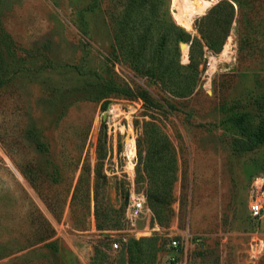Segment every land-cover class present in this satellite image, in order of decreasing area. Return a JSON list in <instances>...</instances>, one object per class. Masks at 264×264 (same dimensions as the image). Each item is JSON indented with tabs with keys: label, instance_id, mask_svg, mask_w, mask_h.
Wrapping results in <instances>:
<instances>
[{
	"label": "rangeland",
	"instance_id": "rangeland-1",
	"mask_svg": "<svg viewBox=\"0 0 264 264\" xmlns=\"http://www.w3.org/2000/svg\"><path fill=\"white\" fill-rule=\"evenodd\" d=\"M206 1L186 29L171 0H157L154 32L173 21L198 36L195 22L217 2ZM148 8L139 0H0V37L13 42L0 41V72L10 76L0 83V264H164L177 254L190 264H264V212L248 215L246 197L250 178L264 171V143L231 146L264 118L253 106L264 92V0L235 4L221 50L203 53L188 94L181 71L165 85L139 73L150 52L140 56L130 39ZM179 49L184 65L189 44ZM173 54L162 52L160 67ZM94 74L147 89L162 110L117 94L95 101ZM132 191L163 202L130 221Z\"/></svg>",
	"mask_w": 264,
	"mask_h": 264
},
{
	"label": "trees",
	"instance_id": "trees-1",
	"mask_svg": "<svg viewBox=\"0 0 264 264\" xmlns=\"http://www.w3.org/2000/svg\"><path fill=\"white\" fill-rule=\"evenodd\" d=\"M139 1L144 7L146 4L149 8L148 11L140 17V33L135 34L134 39L131 36L130 41H133L132 50L137 52L140 56L143 55V52H150L147 66L142 68V71L139 73L148 77L150 81L165 85L173 83V75L181 71L180 74L183 76L186 90L184 94H188L194 89V85L198 80L199 61L203 53L205 51L219 52L221 50L234 19L235 4L241 7V5L246 2V0H219L195 22L198 36H192L173 21H169L170 23L167 26H163L159 31L154 32L156 27H154L153 24L156 19H152V14H154L156 8L154 3L157 0ZM126 22L128 24L129 20ZM124 35H126V33ZM0 41L7 49H11L13 45L12 38L5 31L2 32ZM180 42L189 44V62L184 65L179 63ZM120 44L121 42L118 40V45L120 46ZM168 47L169 52H174L171 58L172 60L168 61L166 66L160 67L163 61L162 52H165ZM204 47L206 49H204ZM114 53L113 55L117 57ZM135 69L136 71L139 70L137 64H135ZM15 71L16 70H14L13 74H16ZM76 72L80 74L79 70ZM9 73L10 72H8V74ZM9 77H5V73L0 72V83L8 81ZM92 79L91 85L94 88L95 101L108 98L111 94H117L128 99H139L146 108L162 110V105L156 101L151 93L139 85L130 86L127 83L116 82L113 79L99 74H94ZM253 106L256 111L264 113V92H261L254 98ZM167 107L173 109L172 106L167 105ZM262 143H264V118H262L251 131L243 133L241 137L235 136L231 139V146L234 151H250ZM37 147L43 150V143L42 145L37 144ZM156 153L160 154V151ZM146 167L148 168L151 166L147 165ZM170 167L172 173H175V160H173V164ZM174 181L175 177H172L170 181L163 184L161 191H164L166 188L170 190ZM145 196L146 205L149 209H154L156 203L163 202L153 191H146ZM51 244V241L47 242V246H51ZM136 244V240H130L129 245L135 246Z\"/></svg>",
	"mask_w": 264,
	"mask_h": 264
},
{
	"label": "built area",
	"instance_id": "built-area-1",
	"mask_svg": "<svg viewBox=\"0 0 264 264\" xmlns=\"http://www.w3.org/2000/svg\"><path fill=\"white\" fill-rule=\"evenodd\" d=\"M136 158V148L134 139V154L132 162L135 164L134 159ZM134 167V165H133ZM134 172V169H133ZM247 197V212L252 218H259L264 212V171H260L254 174L249 181L248 188L246 191ZM149 209L146 205L145 196L143 193H136L135 191L130 192L129 202L127 205L126 216L128 220H135L140 217L144 212H148ZM171 247L177 249L178 243L175 239L170 241ZM112 246L114 249L118 248V243L113 242ZM164 264H190L185 255H172ZM203 264V263H196Z\"/></svg>",
	"mask_w": 264,
	"mask_h": 264
},
{
	"label": "bare ground",
	"instance_id": "bare-ground-1",
	"mask_svg": "<svg viewBox=\"0 0 264 264\" xmlns=\"http://www.w3.org/2000/svg\"><path fill=\"white\" fill-rule=\"evenodd\" d=\"M209 4L210 3L206 0H171L172 14L178 24H180L186 29H192L193 19L197 15L202 14ZM228 47L229 46L226 43L222 51L223 54L228 53ZM115 110V107L111 108L112 112H114ZM128 133L129 136L126 146V154L129 159L128 168L131 169V165H133L131 159L134 154V139L130 130Z\"/></svg>",
	"mask_w": 264,
	"mask_h": 264
},
{
	"label": "water",
	"instance_id": "water-1",
	"mask_svg": "<svg viewBox=\"0 0 264 264\" xmlns=\"http://www.w3.org/2000/svg\"><path fill=\"white\" fill-rule=\"evenodd\" d=\"M213 1H214V0H213ZM215 1H217V2H218L219 0H215ZM217 2H214V3L216 4ZM105 117H106V114H104V119H105Z\"/></svg>",
	"mask_w": 264,
	"mask_h": 264
},
{
	"label": "crops",
	"instance_id": "crops-1",
	"mask_svg": "<svg viewBox=\"0 0 264 264\" xmlns=\"http://www.w3.org/2000/svg\"><path fill=\"white\" fill-rule=\"evenodd\" d=\"M132 174H134V172L132 173ZM149 209V208H148ZM150 210V209H149ZM149 212V211H148Z\"/></svg>",
	"mask_w": 264,
	"mask_h": 264
}]
</instances>
